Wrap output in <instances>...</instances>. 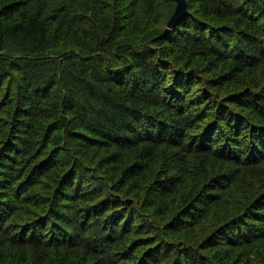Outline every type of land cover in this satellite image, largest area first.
<instances>
[{
	"label": "trees",
	"instance_id": "1",
	"mask_svg": "<svg viewBox=\"0 0 264 264\" xmlns=\"http://www.w3.org/2000/svg\"><path fill=\"white\" fill-rule=\"evenodd\" d=\"M260 1L0 0V264H264Z\"/></svg>",
	"mask_w": 264,
	"mask_h": 264
},
{
	"label": "bare ground",
	"instance_id": "2",
	"mask_svg": "<svg viewBox=\"0 0 264 264\" xmlns=\"http://www.w3.org/2000/svg\"><path fill=\"white\" fill-rule=\"evenodd\" d=\"M108 1V0H107ZM188 1V0H187ZM262 1V0H261ZM260 1V2H261ZM111 2V1H110ZM174 2V1H173ZM259 2V3H260ZM19 3V2H18ZM38 3V2H37ZM54 3V2H53ZM256 3H258L257 2V0H256ZM103 4V3H102ZM175 4V3H174ZM190 4V3H189ZM251 4V3H250ZM261 4H262V2H261ZM112 6V5H111ZM115 6V5H114ZM36 7V6H35ZM52 7H53V5H52ZM262 7V6H261ZM48 8H49V6H48ZM59 8V7H58ZM47 9V8H46ZM191 9V8H190ZM51 10V9H50ZM73 10V9H72ZM71 10V11H72ZM75 10V9H74ZM252 10V9H251ZM254 10V9H253ZM37 12V11H36ZM53 12V11H52ZM75 12V11H74ZM46 14V13H45ZM55 14V13H54ZM71 14H72V12H71ZM113 14V13H112ZM41 15V14H40ZM58 16V15H57ZM111 16V15H110ZM44 17V16H43ZM48 17V16H47ZM51 17V16H50ZM113 18V17H112ZM262 18H263V20H264V17L262 16ZM108 19V18H107ZM2 22V21H1ZM71 22V21H70ZM92 22V21H91ZM104 22V21H103ZM65 24V23H64ZM76 24V23H75ZM111 24H112V22H111ZM12 25V24H11ZM6 26V25H5ZM82 26H85L84 24L82 25ZM87 26V25H86ZM8 27V26H7ZM64 27V26H63ZM69 27V26H68ZM112 27V26H111ZM92 27H90V29H91ZM65 29V28H64ZM63 29V30H64ZM89 29V28H88ZM24 30V29H23ZM28 30V29H27ZM79 31V30H78ZM108 31H110V30H108ZM112 31V30H111ZM144 31L146 32L147 30H145L144 29ZM5 33H6V31H5ZM82 33V32H81ZM110 33V32H109ZM147 33V32H146ZM23 34V33H22ZM108 34V33H107ZM77 35V34H76ZM75 35V36H76ZM136 35V34H135ZM148 35V34H147ZM106 36V35H105ZM104 36V37H105ZM133 36V35H132ZM145 36V35H144ZM51 37V36H50ZM135 37V36H134ZM108 38V37H107ZM129 38V37H128ZM142 38V37H141ZM145 38V37H144ZM57 39V38H56ZM132 39V38H131ZM147 39V38H146ZM125 41H127V40H125ZM136 41V40H135ZM257 41V40H256ZM30 42V41H29ZM34 42V41H33ZM117 42V41H116ZM128 42V41H127ZM127 42H126V44H127ZM24 43V42H23ZM57 43V42H56ZM124 43V42H123ZM140 43V42H139ZM3 44V43H2ZM26 44H28V43H26ZM125 44V45H126ZM131 44H132V42H131ZM147 44V43H146ZM144 45V44H143ZM60 46V45H59ZM141 46V45H140ZM26 47V46H25ZM146 47V46H145ZM3 48H5V47H3ZM28 48V47H27ZM44 49V48H43ZM47 49V48H46ZM61 49V48H60ZM141 49V48H140ZM10 50V49H9ZM12 50H13V47H12ZM12 50H10V51H12ZM20 50V49H19ZM24 50V49H23ZM124 50V49H123ZM5 51V50H4ZM3 51V52H4ZM30 52V51H29ZM35 52V51H34ZM51 52V51H50ZM10 53V52H9ZM13 53V52H12ZM19 53H20V51H19ZM15 54H16V52H15ZM23 54V53H22ZM33 54V53H32ZM134 54V53H133ZM28 55V54H27ZM36 56V55H35ZM106 56V55H105ZM127 56V55H126ZM21 58V57H20ZM109 58V57H108ZM65 59V58H64ZM1 60V59H0ZM29 60V59H28ZM50 60V59H49ZM3 62H4V60H3ZM12 62V61H11ZM34 62V61H33ZM113 62H115V61H113ZM123 62V61H122ZM7 63V62H6ZM9 63V62H8ZM120 63H121V61H120ZM129 63V62H128ZM127 63V64H128ZM105 64V63H104ZM115 64V63H114ZM49 65V64H48ZM111 66V65H110ZM109 67V66H108ZM113 67V66H112ZM54 68V67H53ZM123 69V68H122ZM58 70V69H57ZM58 73V72H57ZM210 75V74H209ZM204 76V75H203ZM214 76V75H213ZM49 78V77H48ZM212 79V78H211ZM216 79V78H215ZM202 80V79H201ZM53 82V81H52ZM55 82V81H54ZM63 82V81H62ZM65 83V82H64ZM59 84V83H58ZM57 84V85H58ZM199 84H201V83H199ZM43 85V84H42ZM41 85V86H42ZM49 85V84H48ZM56 85V86H57ZM60 85V84H59ZM64 85V84H63ZM63 85H62V87H63ZM66 88V87H65ZM57 89V88H56ZM64 89V88H63ZM208 89V88H207ZM211 89V88H210ZM60 90V89H59ZM213 90V89H212ZM214 90H215V88H214ZM234 90V89H233ZM241 91V90H240ZM59 92V91H58ZM236 92V91H235ZM36 93V92H35ZM55 93H56V90H55ZM62 93V92H61ZM68 93V92H67ZM215 93V92H214ZM229 93V92H228ZM228 95V94H227ZM229 96V95H228ZM190 97V96H189ZM189 97H187V98H189ZM56 98V97H55ZM65 98H66V96H65ZM62 99V98H61ZM219 99V98H218ZM213 100V99H212ZM220 100V99H219ZM53 101V100H52ZM209 101V100H208ZM27 102V101H26ZM66 102V101H65ZM213 102H214V100H213ZM223 104V103H222ZM228 104V103H227ZM192 105V104H191ZM195 108V107H194ZM64 109V108H63ZM200 110V109H199ZM197 111V110H196ZM67 112V111H66ZM66 114V113H65ZM64 119V118H63ZM62 120V119H61ZM144 120V119H143ZM67 121V120H66ZM92 122H93V120H92ZM62 123V122H61ZM25 124V123H24ZM67 124V123H66ZM60 125V124H59ZM106 125V124H105ZM145 125V124H144ZM60 126H63V124L62 125H60ZM66 126V125H65ZM146 126V125H145ZM111 128V127H110ZM62 129H63V127H62ZM61 129V130H62ZM100 129V128H99ZM50 130V129H49ZM106 130H108V129H106ZM133 130V129H132ZM149 130V129H148ZM87 131V130H86ZM147 131V130H146ZM145 131V132H146ZM56 132V131H55ZM154 132H156V131H154ZM197 132V131H196ZM204 132V131H203ZM53 133H54V131H53ZM60 133V132H59ZM58 133V134H59ZM62 133V132H61ZM86 133V132H85ZM195 133V132H194ZM48 135V134H47ZM56 135V134H55ZM86 135V134H85ZM89 136V135H88ZM156 136V135H155ZM190 136V135H189ZM90 137V136H89ZM146 137V136H145ZM88 138V137H87ZM93 138V137H92ZM97 138H98V136H97ZM141 138H143V137H141ZM170 138V137H169ZM173 138V137H172ZM174 138H176V137H174ZM192 138V137H191ZM101 139V138H100ZM104 139V138H103ZM11 140V139H10ZM41 140H43V139H41ZM57 140V139H56ZM102 140V139H101ZM109 140V139H108ZM130 140V139H129ZM171 141V140H170ZM55 142V141H54ZM86 142V141H85ZM141 142V141H140ZM164 142V141H163ZM173 142V141H172ZM41 143V142H40ZM88 143V142H87ZM151 143V142H150ZM160 143V142H159ZM106 144V143H105ZM167 144V143H166ZM69 145H70V143H69ZM112 145V144H111ZM160 145H161V143H160ZM136 146V145H135ZM41 147V146H40ZM52 147V146H51ZM159 147V146H158ZM48 148V147H47ZM120 148V147H119ZM143 148V147H142ZM76 149H78V148H76ZM104 149V148H103ZM130 149V148H129ZM128 149V150H129ZM40 150V149H39ZM45 150V149H44ZM59 150V149H58ZM145 150V149H144ZM68 151V150H67ZM78 151V150H77ZM94 151V150H93ZM143 151V150H142ZM70 152V151H69ZM74 152V151H73ZM42 153H44V152H42ZM68 153V152H67ZM95 153V152H94ZM126 153V152H125ZM174 153V152H173ZM48 154V153H47ZM21 155V154H20ZM45 155V154H44ZM122 155H124V154H122ZM68 156V155H67ZM131 156V155H130ZM69 157V156H68ZM71 157V156H70ZM125 157V156H124ZM80 158V157H79ZM133 158V157H132ZM72 159V158H71ZM131 159V158H130ZM60 160V159H59ZM94 160V159H93ZM136 160V159H135ZM61 161V160H60ZM63 161V160H62ZM70 162H71V160H69ZM99 161V160H98ZM146 161H148V160H146ZM163 161V160H162ZM165 161V160H164ZM86 162V161H85ZM157 162V161H156ZM155 162V163H156ZM69 163V162H68ZM94 163V162H93ZM101 163V162H100ZM116 163V162H115ZM159 163V162H158ZM62 164V163H61ZM65 164H66V162H65ZM122 164H123V162H122ZM125 164V163H124ZM144 164V163H143ZM161 164V163H160ZM75 165V164H74ZM127 165H129V164H127ZM134 165V164H133ZM246 165V164H245ZM69 166V165H68ZM84 166V165H83ZM94 166H95V164H94ZM108 166V165H107ZM123 166H125V165H123ZM161 166V165H160ZM60 167V166H59ZM58 167V168H59ZM82 167V166H81ZM147 167V166H146ZM164 167V166H163ZM224 167V166H223ZM63 168V167H62ZM106 168V167H105ZM124 168V167H123ZM127 168H128V166H127ZM245 168V167H244ZM125 169V168H124ZM158 169H160L159 167H158ZM162 169V168H161ZM243 169V168H242ZM87 170V169H86ZM101 170H103V169H101ZM166 170V169H165ZM81 171V170H80ZM79 171V172H80ZM92 171V170H91ZM128 171V170H127ZM158 171H160V170H158ZM157 171V172H158ZM242 172V171H241ZM88 173V172H87ZM149 173V172H148ZM163 173V172H162ZM55 174V173H54ZM118 174V173H117ZM121 174H123V171L121 172ZM156 174V173H155ZM154 174V175H155ZM237 174V173H236ZM123 175H125V174H123ZM162 175V174H161ZM52 176V175H51ZM50 176V177H51ZM54 176V175H53ZM81 176V175H80ZM104 176V175H103ZM127 176V175H126ZM148 176V175H147ZM157 177V176H156ZM78 178V177H77ZM52 179H55L54 177H52ZM89 179V178H88ZM99 179V178H98ZM114 179V178H113ZM149 179V178H148ZM200 179V178H199ZM91 180V179H90ZM133 180V179H132ZM158 180V179H157ZM97 181V180H96ZM102 181H103V179H102ZM146 181V180H145ZM148 181V180H147ZM153 181V180H152ZM196 181V180H195ZM201 181V180H200ZM79 182V181H78ZM117 182H118V179H117ZM82 183V182H81ZM114 183V182H113ZM112 183V184H113ZM148 182H145V184H147ZM157 183H158V181H157ZM167 184V183H166ZM201 184V183H200ZM103 185V184H102ZM139 185H142V184H139ZM74 186V185H73ZM143 186H145L144 184H143ZM157 186H159V185H157ZM177 186V185H176ZM197 186V185H196ZM103 187V186H102ZM33 188V186L31 187V189ZM75 188V187H74ZM85 188V187H84ZM105 188V187H104ZM145 188V187H144ZM108 189V188H107ZM143 189V188H142ZM166 189V188H165ZM177 189V188H176ZM198 189V188H197ZM30 190V189H29ZM260 190V189H259ZM31 191V190H30ZM73 191V190H72ZM106 191V190H105ZM179 191V190H178ZM197 191V190H196ZM29 192V191H28ZM109 192V191H108ZM174 192V191H173ZM192 192V191H191ZM248 192V191H247ZM31 193V192H30ZM29 193V194H30ZM106 193V192H105ZM194 193V192H193ZM263 193V192H262ZM103 194V193H102ZM255 194V193H254ZM32 195H33V193H32ZM31 195V196H32ZM35 195V194H34ZM33 195V196H34ZM143 195V194H142ZM195 195H197V194H195ZM63 196V195H62ZM77 195H75V197H76ZM109 196H111V195H109ZM143 196H145V194L143 195ZM190 196V195H189ZM103 197V196H102ZM106 198H107V196H106ZM146 198V197H145ZM195 198V197H194ZM105 199V198H104ZM140 199V198H139ZM143 199V198H142ZM141 200V199H140ZM130 202V201H129ZM132 202V201H131ZM262 202V201H261ZM59 203V202H58ZM133 203V202H132ZM259 203V202H258ZM141 204V203H140ZM181 205V204H180ZM64 206V205H63ZM62 206V207H63ZM66 206V205H65ZM185 207V206H184ZM57 208V207H56ZM73 208V207H72ZM139 208V207H138ZM182 208V207H181ZM99 209V208H98ZM175 210V209H174ZM258 211V210H257ZM59 212V211H58ZM231 212H233V210L231 211ZM60 213V212H59ZM67 213V212H66ZM60 214H62V213H60ZM65 214V213H64ZM107 214V213H106ZM71 215V214H70ZM110 215H112L111 213H110ZM65 216V215H64ZM104 219L106 218V215L104 214ZM129 216V215H128ZM256 216V215H255ZM61 217V216H60ZM63 218V217H62ZM77 218V217H76ZM124 218V217H123ZM250 218V217H249ZM112 219V218H111ZM64 220H65V218H64ZM103 220V219H102ZM61 221V220H60ZM67 221V220H66ZM108 221V220H107ZM62 222V221H61ZM103 222H104V220H103ZM145 222V221H144ZM163 222V221H162ZM106 222H104V224H105ZM149 223V222H148ZM142 224V223H141ZM162 224V223H161ZM189 224V223H188ZM253 224V223H252ZM145 225V224H144ZM152 225V224H151ZM249 225V224H248ZM257 225H259V224H257ZM140 226V225H139ZM142 226V225H141ZM171 226V225H170ZM185 226V225H184ZM256 226V225H255ZM257 227V226H256ZM153 228V227H152ZM138 230V229H137ZM157 230V229H156ZM164 230V229H163ZM229 230V229H228ZM183 231H185L184 229H183ZM172 233H173V231H172ZM178 233V232H177ZM181 233V232H180ZM186 233V232H185ZM263 233V232H262ZM142 234V233H141ZM170 234V233H169ZM200 234V233H199ZM198 234V235H199ZM251 234V233H250ZM161 235V234H160ZM180 235V234H179ZM242 235V234H241ZM101 236V235H100ZM103 236H104V234H103ZM166 236V235H165ZM169 236V235H168ZM39 237V236H38ZM125 237V236H124ZM133 237V236H132ZM137 237V236H136ZM128 238H130L131 239V237L129 236ZM127 238V236H126V239H128ZM134 238V237H133ZM140 238H141V235H140ZM139 238V239H140ZM172 239V238H171ZM178 239V238H177ZM200 239V238H199ZM230 239V238H229ZM136 240V239H135ZM180 240V239H179ZM185 240V239H184ZM201 240H202V238H201ZM236 240V239H235ZM175 241V240H174ZM182 241V240H181ZM186 241V240H185ZM208 241V240H207ZM158 242H161V241H158ZM173 242V241H172ZM176 242V241H175ZM196 242V241H195ZM206 242V241H205ZM220 242V241H219ZM218 242V243H219ZM237 242V241H236ZM235 242V243H236ZM251 242V241H250ZM165 243V242H164ZM169 243V242H168ZM256 243V242H255ZM163 244V243H162ZM176 244H178V243H176ZM242 244V243H241ZM254 244V243H253ZM257 244V243H256ZM260 244V243H259ZM158 245V244H157ZM181 245V244H180ZM200 245V244H199ZM160 246V245H159ZM242 246H244V245H242ZM262 246V245H261ZM152 247V246H151ZM196 247V246H195ZM163 248V247H162ZM165 248H167V247H165ZM180 248V247H179ZM192 248V247H191ZM218 248H219V246H218ZM222 249V248H221ZM174 250H176L177 251V249H174ZM224 250V249H223ZM252 250V249H251ZM192 251V250H191ZM210 251V250H209ZM213 251V250H212ZM217 251H218V249H217ZM234 251H235V249H234ZM237 251V250H236ZM164 252V251H163ZM181 252V251H180ZM185 252V251H184ZM187 252V251H186ZM194 252V251H193ZM240 252V251H239ZM105 253V252H104ZM191 253V252H190ZM215 253V252H214ZM154 254V253H153ZM105 255H106V253H105ZM157 255H158V253H157ZM188 255V254H187ZM199 255V254H198ZM219 255V254H218ZM221 255V254H220ZM109 256V255H108ZM155 256V255H154ZM175 256H177V255H175ZM112 257V256H111ZM198 257V256H197ZM203 257V256H202ZM201 257V258H202ZM217 257V256H216ZM142 258V257H141ZM199 258V257H198ZM218 258H220V257H218ZM230 258V257H229ZM190 259H191V257H190ZM215 259V258H214ZM234 260V259H233ZM256 260V259H255ZM264 260V259H263ZM139 261V260H138ZM191 261V260H190ZM198 261V260H197ZM203 261V260H202ZM242 261V260H241ZM211 262V261H210ZM258 262V261H257ZM257 262H255V263H257ZM148 263H151V262H149L148 261ZM173 263V262H172ZM183 263V262H182ZM229 263V262H228ZM227 263V264H228ZM253 262H250V264H252ZM140 264V263H139ZM143 264V263H142ZM184 264V263H183ZM207 264V263H206ZM212 264V263H211Z\"/></svg>",
	"mask_w": 264,
	"mask_h": 264
},
{
	"label": "water",
	"instance_id": "3",
	"mask_svg": "<svg viewBox=\"0 0 264 264\" xmlns=\"http://www.w3.org/2000/svg\"><path fill=\"white\" fill-rule=\"evenodd\" d=\"M175 1H176V9L170 21L167 24L168 29L174 28L180 20H182L186 15L189 14L187 0H175Z\"/></svg>",
	"mask_w": 264,
	"mask_h": 264
}]
</instances>
